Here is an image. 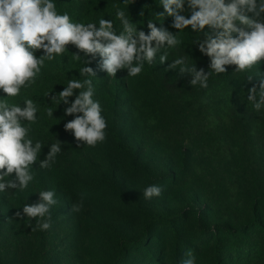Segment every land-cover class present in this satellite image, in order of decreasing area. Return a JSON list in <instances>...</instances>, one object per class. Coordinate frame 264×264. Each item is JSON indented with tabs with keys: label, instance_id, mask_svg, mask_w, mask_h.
I'll use <instances>...</instances> for the list:
<instances>
[{
	"label": "rangeland",
	"instance_id": "374dc122",
	"mask_svg": "<svg viewBox=\"0 0 264 264\" xmlns=\"http://www.w3.org/2000/svg\"><path fill=\"white\" fill-rule=\"evenodd\" d=\"M53 2L73 22L98 27L99 19L112 20L117 34V8L145 34L148 21L178 32L172 17L157 15L164 13L161 0ZM185 9L190 15L187 4ZM199 38L190 28L180 31L181 43L168 49V61L161 64V50L136 77L127 76V69L108 76L98 54L93 59L81 52L77 61L78 50L69 45L45 61L34 84L9 98L10 104L25 98L36 103L38 120L29 136L42 150L27 189L0 192V264H181L189 250L196 264H264V109L256 112L247 101L250 84L259 91L254 78L264 73V62L246 73L226 66V73L212 72L207 89L192 87L189 74L168 65L184 56L189 66L210 71V58L194 44ZM84 59L91 60L87 66L95 76L79 74ZM69 79H90L93 99L101 104L108 127L95 147L76 146L64 129L74 118L64 114L69 105L48 97H58ZM4 95L0 91V99ZM114 133L128 151L118 148ZM57 139L62 150L55 163L39 168ZM153 184L163 188L162 195L145 199L143 190ZM45 190L55 191L58 201L51 208L52 226L32 231L40 218L15 213L37 203ZM81 202L79 212L71 210Z\"/></svg>",
	"mask_w": 264,
	"mask_h": 264
},
{
	"label": "clouds",
	"instance_id": "9594fccd",
	"mask_svg": "<svg viewBox=\"0 0 264 264\" xmlns=\"http://www.w3.org/2000/svg\"><path fill=\"white\" fill-rule=\"evenodd\" d=\"M185 4L188 16L183 14ZM161 5L164 13L157 15L172 17L171 27L177 29V33L157 27L152 21L147 22L148 34L138 31L126 12L119 8L116 17L122 24V31L117 34L112 20L101 18L98 27L96 23L73 22L67 12H57L53 0H0V91L5 94L4 99H0V192L27 189L34 179L31 169L42 150V143H34L29 136L30 125L38 120L36 103L25 98L22 104H10L9 98L20 96L22 88L34 84L45 61L62 55L69 45L78 50L73 53L77 61L81 60V52L84 57L93 59L98 54L100 67L108 76H116L118 70L127 69V76L136 77L145 63H154L161 50V64L168 61V49L181 43L179 32L190 28L200 34L194 44L200 53L210 58L211 70L205 72L196 65L189 66L184 56L173 60L168 68H179L180 75L189 74V84L202 89L208 88L213 71L226 73V66L234 65L235 72L246 73L264 62V0H161ZM37 52L43 54L37 56ZM90 63L91 60L84 59L80 75L95 76L93 69L87 66ZM258 76L261 78L259 91L253 85L247 94V101L256 112L264 109V73L259 72ZM253 77L248 75L247 81L251 82ZM78 89L85 90L79 91L70 102L69 98ZM94 94L90 79H69L58 97L48 94L51 101L69 105L64 114L74 118L64 124V129L74 135L77 147L84 144L95 147L106 139L108 124L100 102L93 99ZM53 113L49 107L47 115L53 117ZM61 145L59 139L49 145L45 158L39 160V168L49 169L55 163ZM13 173L14 178H10ZM162 192L161 186L153 184L145 187L143 196L151 199L161 196ZM38 194V202L25 203L22 212L17 211L15 217H39L31 230L47 231L52 226L51 208L58 201L55 191L45 190ZM81 208L82 202L72 205L71 210L79 212ZM185 256L181 264H196L191 250Z\"/></svg>",
	"mask_w": 264,
	"mask_h": 264
},
{
	"label": "trees",
	"instance_id": "16d2710c",
	"mask_svg": "<svg viewBox=\"0 0 264 264\" xmlns=\"http://www.w3.org/2000/svg\"><path fill=\"white\" fill-rule=\"evenodd\" d=\"M262 71L264 72V69H262ZM260 79L261 78H254L255 81H259V82H260ZM250 83H253V82H250ZM252 85H255V84H250V86H252ZM114 138L116 140V144H117L119 149H121L123 151H128L127 146L122 143V138L119 134L114 133Z\"/></svg>",
	"mask_w": 264,
	"mask_h": 264
}]
</instances>
